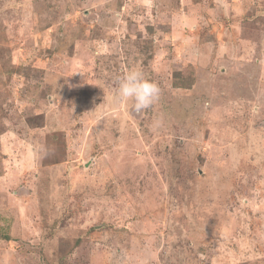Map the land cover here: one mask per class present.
Listing matches in <instances>:
<instances>
[{
	"label": "rangeland",
	"instance_id": "rangeland-1",
	"mask_svg": "<svg viewBox=\"0 0 264 264\" xmlns=\"http://www.w3.org/2000/svg\"><path fill=\"white\" fill-rule=\"evenodd\" d=\"M2 227L0 264H264V0H0Z\"/></svg>",
	"mask_w": 264,
	"mask_h": 264
},
{
	"label": "clouds",
	"instance_id": "clouds-1",
	"mask_svg": "<svg viewBox=\"0 0 264 264\" xmlns=\"http://www.w3.org/2000/svg\"><path fill=\"white\" fill-rule=\"evenodd\" d=\"M161 90L157 83L150 81L145 73L136 67L130 68L116 81L115 99L121 102H131V110L142 113L159 102ZM163 121L158 118L154 127H160Z\"/></svg>",
	"mask_w": 264,
	"mask_h": 264
},
{
	"label": "trees",
	"instance_id": "trees-1",
	"mask_svg": "<svg viewBox=\"0 0 264 264\" xmlns=\"http://www.w3.org/2000/svg\"><path fill=\"white\" fill-rule=\"evenodd\" d=\"M178 76V77H177ZM181 75L180 74H176V78H181L180 77ZM176 85H181V84H178V83H176ZM187 85H189V83H187ZM189 87H190V85H189ZM2 229H4V231H1L0 233L2 234V236H3V238H5V239H10V235H9V233H7V228L6 227H2Z\"/></svg>",
	"mask_w": 264,
	"mask_h": 264
}]
</instances>
